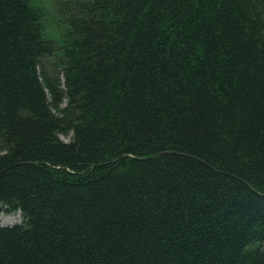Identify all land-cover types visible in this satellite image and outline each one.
<instances>
[{"label": "trees", "instance_id": "16d2710c", "mask_svg": "<svg viewBox=\"0 0 264 264\" xmlns=\"http://www.w3.org/2000/svg\"><path fill=\"white\" fill-rule=\"evenodd\" d=\"M50 5L0 0V264H264V0Z\"/></svg>", "mask_w": 264, "mask_h": 264}, {"label": "rangeland", "instance_id": "374dc122", "mask_svg": "<svg viewBox=\"0 0 264 264\" xmlns=\"http://www.w3.org/2000/svg\"><path fill=\"white\" fill-rule=\"evenodd\" d=\"M54 1L55 0H43V2L46 5L45 7L49 10V12H51V10H52L50 3L52 4ZM61 139L63 141H66L65 138H61ZM19 221H20L19 213H15V214L0 213V226H3V227L12 226V225L18 223ZM263 247H264V245H263Z\"/></svg>", "mask_w": 264, "mask_h": 264}, {"label": "water", "instance_id": "95a60500", "mask_svg": "<svg viewBox=\"0 0 264 264\" xmlns=\"http://www.w3.org/2000/svg\"><path fill=\"white\" fill-rule=\"evenodd\" d=\"M159 154H162V153H159Z\"/></svg>", "mask_w": 264, "mask_h": 264}]
</instances>
